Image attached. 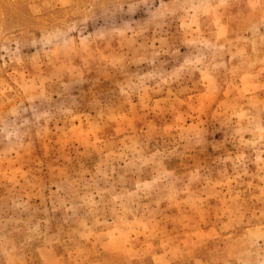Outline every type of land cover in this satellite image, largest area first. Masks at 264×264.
Listing matches in <instances>:
<instances>
[{"label":"rangeland","instance_id":"obj_1","mask_svg":"<svg viewBox=\"0 0 264 264\" xmlns=\"http://www.w3.org/2000/svg\"><path fill=\"white\" fill-rule=\"evenodd\" d=\"M0 264H264V0H0Z\"/></svg>","mask_w":264,"mask_h":264}]
</instances>
